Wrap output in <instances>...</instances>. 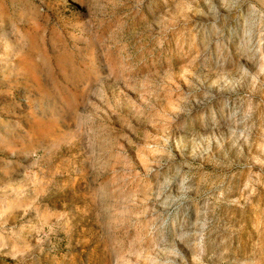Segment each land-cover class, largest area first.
<instances>
[{"label":"rangeland","instance_id":"1","mask_svg":"<svg viewBox=\"0 0 264 264\" xmlns=\"http://www.w3.org/2000/svg\"><path fill=\"white\" fill-rule=\"evenodd\" d=\"M0 264H264V0H0Z\"/></svg>","mask_w":264,"mask_h":264}]
</instances>
